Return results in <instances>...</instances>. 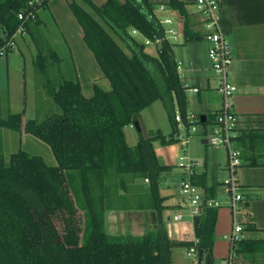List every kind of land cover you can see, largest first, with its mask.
Wrapping results in <instances>:
<instances>
[{"label":"trees","instance_id":"16d2710c","mask_svg":"<svg viewBox=\"0 0 264 264\" xmlns=\"http://www.w3.org/2000/svg\"><path fill=\"white\" fill-rule=\"evenodd\" d=\"M47 3L0 0V48L14 40L22 27L35 48L33 65L45 98L58 107L42 120L27 119L21 111L0 118V128L38 138L55 158V164H48L42 156L21 149L9 154L7 164L0 158V264H170L172 246L162 222L163 197L158 193V178L169 165L157 162L152 142L177 141L174 103L182 116L186 113L174 43L165 38L150 0L92 4L97 18L70 3L83 40L111 86L103 90L94 84L93 94L85 97L72 57L51 45L56 37L46 21L48 17L53 22ZM167 5L184 13L178 0H168ZM132 30L159 40L155 55L145 50ZM187 32L184 27L185 41L192 40L195 35ZM157 99L166 109L174 135L165 139L159 130L146 137L139 133L136 144H127L124 127ZM200 116L196 123L201 122ZM214 117L215 113L201 123H211ZM136 179H147V186L129 191V180ZM196 179L192 174L195 185ZM206 190L210 197L213 188ZM133 207L154 209L157 229L141 236L105 232L107 209ZM201 208L195 245L200 262L194 264H214L217 208ZM229 250L238 264H264V236L230 241Z\"/></svg>","mask_w":264,"mask_h":264},{"label":"crops","instance_id":"0c3cea01","mask_svg":"<svg viewBox=\"0 0 264 264\" xmlns=\"http://www.w3.org/2000/svg\"><path fill=\"white\" fill-rule=\"evenodd\" d=\"M105 1L48 0L47 3L53 22L48 17L46 21L49 22V25L56 26V28L54 27L56 30L55 39H64L67 46H70V56L77 72L81 92L85 97H90L93 94L94 84L103 90H109L111 86L109 80L103 75L93 53L83 40V31L70 8V3H77L97 18L91 5L100 6ZM150 1L154 3V12L159 19L162 16L172 19V23L164 25V27L171 26L176 31V41L173 42L172 49L176 62L181 64V81L183 84L198 88L197 92L188 93L185 91L187 93L185 110L211 119L212 115L220 109L222 101L221 95L216 89L215 76L207 57L208 42L205 39V34L209 29L206 27L208 16L197 9L196 0H178L182 4L183 14L170 8L167 5L168 0ZM216 1L219 5L216 23L210 30H219L231 44L232 61L229 66V76L237 86V91L233 96L234 111L238 117L234 144L241 156L236 180L238 179L237 181L240 183L242 199L231 205L230 197L224 192L222 186L225 178L221 182L217 178L216 180L211 179L205 159L206 154L200 161L201 163L194 157L193 160L198 162V166L194 169V176H197L196 185L203 200H210L214 206L217 204L215 198L221 193L225 199L224 205L217 209L212 245V257L224 259L225 264L230 258V240L227 234L235 224L242 227L240 238L264 236V0ZM160 5L164 6L163 10L159 9ZM184 27L188 29V36L195 35L192 40L185 41ZM132 33L134 36L138 31L132 30ZM16 34L17 32L14 41ZM18 34L21 39L26 38L24 32ZM112 36L117 39L115 35L112 34ZM140 36L142 40L146 39L141 34ZM157 44H146L154 45L155 52H149L146 45L145 50L155 55ZM121 46L125 48L122 44ZM6 52L0 56V83L8 90L10 60L6 56ZM83 69L88 70L87 80L81 78L80 70ZM126 127H124V134ZM22 134L27 133H20V137ZM201 142L208 143L207 138L201 139ZM132 143L127 142L129 145H133ZM225 161V158H222L221 171L224 177L228 175ZM157 162L169 165L163 160H157ZM184 176L180 169L177 180L172 177L166 183L162 179L159 180V185L162 184L164 187L158 189L159 195L163 197L162 204L164 205L162 222L167 229L172 246L169 257L170 264H182L176 258L179 251H186V255L192 259L190 263L183 264L200 262L196 251L193 255H188L189 249L195 248L198 240L200 215L191 213L186 196L179 191V182ZM136 180L137 183L148 182L147 179ZM172 185L177 186V192L170 188ZM210 187L213 188V194L208 197L206 189ZM135 201L137 202V200ZM175 215H180V219L174 220ZM158 225L157 212L149 207L107 209L104 213V230L110 235L141 236L146 230L157 229ZM235 258H231V261L238 264Z\"/></svg>","mask_w":264,"mask_h":264},{"label":"rangeland","instance_id":"374dc122","mask_svg":"<svg viewBox=\"0 0 264 264\" xmlns=\"http://www.w3.org/2000/svg\"><path fill=\"white\" fill-rule=\"evenodd\" d=\"M163 14V13H162ZM161 14V15H162ZM163 17V16H162ZM50 28L56 31L51 24ZM207 31V30H206ZM17 32L16 39L13 44V48L6 52V56L10 60L9 73L10 84L9 89L0 83V118H5L9 113L23 112L25 118H36L42 120L58 110V107L50 100L45 98L44 91L41 89L39 80L35 75L33 58L35 56V48L28 36L25 39H21ZM132 33V31H131ZM133 35V33H132ZM139 41H143L140 33L134 35ZM181 38V37H180ZM53 48H57L62 54L69 56L71 49L67 46L64 39H55L51 43ZM149 52H155L154 45H146ZM125 49V48H124ZM82 74V80H87L88 70H80ZM190 91H188L189 93ZM187 96V93H186ZM41 97L43 99H41ZM175 111H178L177 104L174 103ZM138 121L140 129L137 130L134 125H129L125 128V138L127 142H133L136 144L138 134L143 137L153 133L155 130H159L165 139H168L174 135L172 132V125L167 117L166 109L161 102L157 99L151 102L149 106L142 109L138 113ZM210 120V119H209ZM211 135L210 122L195 123V131L191 132L183 139H187L186 145L182 146V139L169 144H162L160 140H154L152 142V148L155 154V158L159 161L163 160L164 163L169 164V169L163 172L158 180H163L165 183L172 177L177 180L180 167L178 166L179 157L181 155H187L197 161L203 160L206 154V162L209 173H211V179L216 178L221 182L228 177L222 175L221 166L222 158H225V164L227 162V150L222 145L214 146L209 143H202L201 139L208 138ZM24 150L29 154L40 155L48 164H53L55 158L47 144L39 140L38 138L30 134H22L7 128H0V158L4 164L8 163L9 154L18 150ZM201 163V162H200ZM164 165V164H163ZM237 167L235 171V178H237ZM140 181V179H138ZM238 180V179H237ZM130 181L129 191L136 190L137 185L142 187L147 186V182L137 183V180ZM133 185V186H132ZM135 186V187H134ZM160 186V187H159ZM177 186H170L177 192ZM164 188L158 184V189ZM180 191V190H179ZM217 204L214 205L217 209L224 205V197L222 193L215 198ZM238 225V224H235ZM231 231L227 234L230 236ZM186 251H179L177 253V261L179 263L191 262L189 256L186 255ZM227 257V256H226ZM225 257V259H226ZM192 258V257H191ZM224 259L213 258L214 264H224Z\"/></svg>","mask_w":264,"mask_h":264},{"label":"built area","instance_id":"2783aa9c","mask_svg":"<svg viewBox=\"0 0 264 264\" xmlns=\"http://www.w3.org/2000/svg\"><path fill=\"white\" fill-rule=\"evenodd\" d=\"M197 9L208 16L206 27L209 28L205 34V39L208 42L207 57L210 62L211 69L214 73L216 80V89L221 95V107L215 112V117L210 123L211 135L207 138V142L214 146H220L227 150V162L226 170L228 177L222 182L224 192L230 197L231 205L236 201L242 199L240 191V183L235 178V171L240 166V152L234 144L236 137V129L238 124V117L234 111L233 96L237 91V86L231 81L229 76V66L232 61V48L229 40L219 31H211L210 28L216 23V13L219 5L216 0H196ZM160 10L164 9L163 5L159 6ZM20 19L23 18L22 13L18 14ZM160 23L166 26L172 23L170 17H162L159 19ZM165 38L170 41H176V31L173 27H164ZM17 32H22V27H19ZM135 32V31H133ZM15 36V35H14ZM158 39L151 41L144 39V44L158 43ZM14 40L11 39L6 42L4 47L0 48V56L4 55L6 48H12ZM177 73L181 75V64L177 63ZM185 91L197 92V87L188 86L183 84ZM174 120L176 122V138L182 139L181 145L184 146L187 143V139H183L188 136L191 132L195 131V123L199 120V115L192 111H186L185 116H182L179 111H175ZM185 121L189 124L185 123ZM178 166L182 169L184 177L179 182L180 192L186 196L187 203L190 211L193 215L199 216L201 213V207L213 206L210 200H203L202 195L194 183L191 182L190 177L194 174V169L198 166L196 160L191 159L189 156L181 155L179 157ZM180 215H175L174 220H179ZM242 227L240 225H234L231 229L229 236L230 241H234L240 238ZM195 248L192 247L188 251V255H193ZM225 264H236L231 261V258Z\"/></svg>","mask_w":264,"mask_h":264},{"label":"water","instance_id":"95a60500","mask_svg":"<svg viewBox=\"0 0 264 264\" xmlns=\"http://www.w3.org/2000/svg\"><path fill=\"white\" fill-rule=\"evenodd\" d=\"M201 120V122H204V120H205V117L204 116H201V118H200ZM132 125H134L135 126V128L137 129V130H139L140 129V125H139V121H138V118H136L133 122H132Z\"/></svg>","mask_w":264,"mask_h":264}]
</instances>
